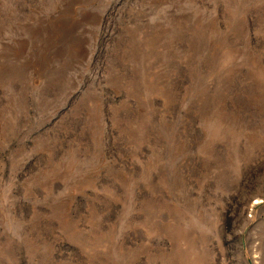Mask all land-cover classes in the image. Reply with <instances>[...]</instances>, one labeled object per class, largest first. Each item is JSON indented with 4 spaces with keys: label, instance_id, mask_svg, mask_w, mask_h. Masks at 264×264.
<instances>
[{
    "label": "rangeland",
    "instance_id": "rangeland-1",
    "mask_svg": "<svg viewBox=\"0 0 264 264\" xmlns=\"http://www.w3.org/2000/svg\"><path fill=\"white\" fill-rule=\"evenodd\" d=\"M0 264H264V0H0Z\"/></svg>",
    "mask_w": 264,
    "mask_h": 264
}]
</instances>
